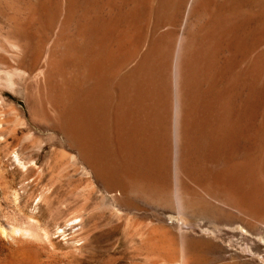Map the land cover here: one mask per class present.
<instances>
[{"label": "rangeland", "instance_id": "1", "mask_svg": "<svg viewBox=\"0 0 264 264\" xmlns=\"http://www.w3.org/2000/svg\"><path fill=\"white\" fill-rule=\"evenodd\" d=\"M63 1L19 0L29 55L0 40V72L21 75L0 84V264H264V0ZM37 50L55 51L50 96ZM164 98L220 197L194 185L195 214L154 196Z\"/></svg>", "mask_w": 264, "mask_h": 264}, {"label": "bare ground", "instance_id": "2", "mask_svg": "<svg viewBox=\"0 0 264 264\" xmlns=\"http://www.w3.org/2000/svg\"><path fill=\"white\" fill-rule=\"evenodd\" d=\"M64 1L66 2L67 0H64ZM131 2H132V0H131ZM177 2H178V4L179 3L180 4L182 3L181 0H177ZM28 3H30V5H28L26 7V5H27L26 4L23 7V4L21 5L20 2H19V0H0V40H2V42H4V44H8L11 47H13L14 50L16 51V53H17V57L18 58H20L21 56H27V55H29L31 53V42L33 41V36L35 34H33L32 32H30L29 29H30V26L32 24H34L33 26H35V23L37 22V19H38L37 18V14H36L37 9L35 10V8H34L36 5H34V7H33V6H31V2H28ZM125 3H126V1H125ZM103 4H104V2H103ZM194 4H193V6H194ZM71 6H72V4H71ZM63 7H61V9ZM188 7H189V3H188ZM187 8H186V10H187ZM202 9H204V8H202ZM199 10H201V9H199ZM196 11L197 10H194V12H196ZM188 12H190V8H188ZM65 14H66V12H65ZM21 15H22V17L23 16L26 17V19H27L26 21H28L27 23H25L24 20H22ZM60 15H63V12ZM69 17L67 18V20L69 19ZM74 17H75V15H74ZM184 17H186V16H184ZM23 22L25 24H23ZM60 22L61 21L59 20V23L58 24H60ZM62 25H64V24L61 23V26ZM62 34H64V33H62ZM60 36H62V35H59L58 37H60ZM43 42H44V40H43ZM43 42H42V44H43ZM67 43H68V41H67ZM53 46H55V44H53L52 47ZM3 48H4L3 43H0V50H3ZM51 50H55V49H51ZM43 51L42 50L41 51H38L36 53V59H35V61L38 63L39 60H40V58H42V57L44 58V64L43 63H42L43 65L41 64V71L38 74L39 77H37L38 80L36 81V84H35L36 85V88H37L36 91H38V95L41 96V97L42 96H50L52 94V82H53V75H54L53 70H55L54 67H53L55 65V64H53V62H55L54 61V55H55L54 52L55 51H49V50H47L46 52L44 51V53H43ZM2 59H3V57L0 55V61ZM88 63H90V62H88ZM19 65H23V64H19ZM23 66H25V65H23ZM32 68L33 67H32V64H31V65H27L24 69L26 70V73L27 74H31L29 72L30 71H33V70H31ZM0 73H1L0 74V84L1 85H4V86H11L13 84V77H15V76L16 77L17 76L18 77L21 76L19 73H17V70L16 69H12V68H8V69H6V71L0 72ZM2 73H3V75H2ZM35 80H36V77H35ZM64 92H65V90H64ZM163 97L158 98V99H162ZM165 97H166V95H165ZM186 100H187V105H188V107L186 108L187 109V113L185 115L187 117V122H188V123H186L187 124L186 127L187 126L189 127L190 123L192 122V121H190L191 120V116H193V114L191 115V109H192L191 108V104L192 103H191L190 93H189L188 99H186ZM160 104H161V106H160L161 107V110L159 111V115H157L158 116V122H159V130H158L159 135H158V144L156 146V155H157V158H158V160H156V162H158L160 174H159V177H158V185H157L158 188H157V191L154 193V196H157V199L160 200L161 202L163 201V203L169 202L171 205H173L171 207L172 208L174 207L173 209H175V212H176V214L178 216H179V213L182 212L184 209L189 210L192 214H195V212H196V206H197V202H198V198H199L200 195L202 196L204 194V197L206 198V200L204 198L205 202L207 200L208 201H213V200H219L220 201V199H219L220 197H218V195L216 194L217 193L216 191L214 192V191H212L209 188V185H211V184L205 178L201 179L199 177V175L196 174L197 172H196V170L194 168V164H193V160H192V154H193L191 152L192 149H191V147H189L185 143H184L185 145L182 144V141L185 140L183 138H186V135L187 134L184 133V131H183L184 128L182 129V131H183L184 134H182V131H181V124H182V122L180 121L181 120L180 119L181 118L180 117L181 116L180 115L181 113L179 114V108H178L177 102L175 101L173 104L171 102L170 105H169V102L166 100V98H164L163 100H161V103ZM183 113H184V111H183ZM191 126H192V124H191ZM68 131H69V133L70 132L73 133V134L70 133V134H72V138L71 139H72V141L76 145H78L81 148V154L82 155H86L85 147H84L83 142H82L83 141V138H82V136L79 137L80 134H78V130L77 129H73V127H70V128H68ZM188 132H190V131L188 130ZM187 143H189L188 140H187ZM15 158H17V157H15ZM239 165H240V163H239ZM238 171H240V170H238ZM221 182H223V181H221ZM228 183H229V181H228ZM240 184H242V183H240ZM194 185L195 186H198L203 191V194H200V192L198 194L196 192L197 190H195L196 187ZM217 186H220V185L218 184ZM211 188H214V186L211 187ZM217 188H219V187H217ZM221 188H220V190H221ZM226 189L228 190V188H226ZM229 191H228V193H229ZM231 192H232V190H231ZM225 196H226V194H225ZM243 198H245V197H243ZM201 201H203V199ZM227 201H229V199ZM243 201L244 200L242 198H239V202H238V205L239 206H238V208H241V211L245 207V206H243ZM201 203H203V202H201ZM210 204L211 203L209 202L208 205H210ZM201 205H203V204H200V206ZM210 207H212V206H210ZM239 211H240V209H239ZM239 211H237V212H239ZM197 212H198V210H197ZM180 219H179V225H182L183 223H182V221ZM214 219H215V217H214ZM182 232H183V230H181V227L179 226V228H178V236H179V238L182 237ZM150 241H151V239H150ZM198 261H197V258H195V251L194 250L193 251L192 250L191 251L189 250V252L182 253L180 255L179 264H198V263L201 264V262H198Z\"/></svg>", "mask_w": 264, "mask_h": 264}]
</instances>
